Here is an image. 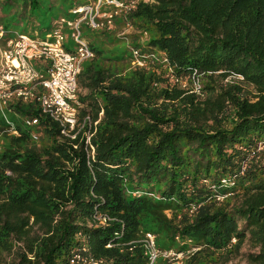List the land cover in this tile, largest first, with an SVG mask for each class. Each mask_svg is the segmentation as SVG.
<instances>
[{
  "label": "trees",
  "instance_id": "16d2710c",
  "mask_svg": "<svg viewBox=\"0 0 264 264\" xmlns=\"http://www.w3.org/2000/svg\"><path fill=\"white\" fill-rule=\"evenodd\" d=\"M36 3L0 0V10ZM128 21L150 33L133 45L168 60L129 68V55L91 42L78 74L80 112L98 122L90 144L30 103L10 106L18 134L0 115V253L21 243L18 264H68L85 246L109 264H146L137 240L153 232L160 249L198 248L183 264L225 263L246 239L258 249L248 264H264V0H138L115 18ZM126 59L128 71L117 66ZM193 69L207 79L201 94L166 76ZM23 115L39 117L36 141Z\"/></svg>",
  "mask_w": 264,
  "mask_h": 264
},
{
  "label": "built area",
  "instance_id": "2783aa9c",
  "mask_svg": "<svg viewBox=\"0 0 264 264\" xmlns=\"http://www.w3.org/2000/svg\"><path fill=\"white\" fill-rule=\"evenodd\" d=\"M137 1L89 0L69 10L76 17L64 16L54 20L51 32L43 38L36 34L32 36L17 32L0 43V115L11 125L13 134H18V131L8 119L5 109L10 113V106L20 101L32 104L41 114L57 123L63 137L75 139L79 136L86 144H90V137L98 122L92 121L88 113L82 115L80 112L83 106L78 98V74L83 62L93 59L95 51L91 42L82 35L81 26L84 24L93 31L112 30L116 27V16L127 14ZM124 26L126 30L119 35L127 42L132 68L145 69L161 63L166 65L168 59L164 51H143L133 45L127 35L133 26L129 21ZM3 34L4 29L0 25V37ZM69 39L74 49L67 45ZM166 76L170 82L179 84L189 92L202 93L205 73L197 69L184 77H176L171 72ZM20 123L32 129L30 136L36 141L38 134L35 128L39 117L23 115ZM93 218L100 225L110 219L96 212ZM137 241L144 248L146 264H155L161 258L169 264H180L198 249H160L153 232L143 233ZM231 241H235V238H231ZM112 245L111 242L106 244L108 247ZM70 251L68 264H109L105 258L95 257L85 246L73 247Z\"/></svg>",
  "mask_w": 264,
  "mask_h": 264
},
{
  "label": "rangeland",
  "instance_id": "374dc122",
  "mask_svg": "<svg viewBox=\"0 0 264 264\" xmlns=\"http://www.w3.org/2000/svg\"><path fill=\"white\" fill-rule=\"evenodd\" d=\"M83 0H38L32 10H27L26 12L22 11L20 8L7 9L2 7V11L0 10V14H4L1 19V22L9 29L8 31L11 35H14L17 32H23L29 35L36 34L39 37H45L48 35L52 30V22L60 17H68L74 18L76 17L75 14H72L69 10L76 6V3H79ZM86 3L89 0H84ZM12 11V12H11ZM0 22V23H1ZM1 23V24H2ZM115 28L112 30H96L93 31L87 26L82 24V35L89 40L90 42L95 43V46L99 49L107 50L104 52L106 56L113 57V55L122 56L125 53V56L128 57L129 53L128 50L125 51L127 47V42L124 40L123 37L119 35L120 32L126 30L124 25L115 24ZM149 32L146 30H135L134 26L130 33H128V38L133 43L134 39L131 38V35H136L139 39L138 42L145 44L146 40L149 37ZM107 35V36H106ZM67 45L74 49V44L69 39ZM113 65V64H112ZM128 65V59L123 61V65L117 64L118 67H123L125 70L126 66ZM131 68V66L129 67ZM127 68L125 71H128ZM206 78H204L205 80ZM207 80V79H206ZM205 80V81H206ZM232 80H236L233 76H228L225 78V82ZM244 89L249 90L250 92L253 89L250 86H243ZM79 90V89H78ZM8 119L10 120V113L7 109H5ZM19 122V121H17ZM10 131V129H8ZM9 133L12 134L10 131ZM2 143L0 137V144ZM39 143V142H37ZM261 149L264 151V145L260 146ZM223 197H220L219 201H222ZM167 214H170L167 211ZM36 231V227L33 228ZM32 230V231H33ZM145 233V232H144ZM18 245L17 244L12 251L8 253H0V264H18L20 259L18 256V252H16ZM257 247L251 245L250 241L246 239L242 243V247L238 254L231 256V258L226 261L225 263H217V264H248L247 261V254L251 252L257 251ZM162 264H169L167 261H164L162 258L159 259ZM184 260V259H183ZM183 260L180 264H183ZM158 262V261H157ZM156 262V263H157ZM155 263V264H156Z\"/></svg>",
  "mask_w": 264,
  "mask_h": 264
}]
</instances>
